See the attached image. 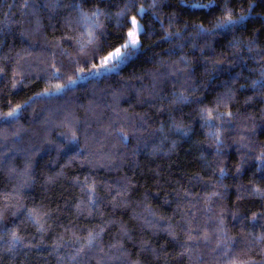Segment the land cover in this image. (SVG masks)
Masks as SVG:
<instances>
[{
	"label": "trees",
	"instance_id": "16d2710c",
	"mask_svg": "<svg viewBox=\"0 0 264 264\" xmlns=\"http://www.w3.org/2000/svg\"><path fill=\"white\" fill-rule=\"evenodd\" d=\"M0 264H264V0H0Z\"/></svg>",
	"mask_w": 264,
	"mask_h": 264
},
{
	"label": "rangeland",
	"instance_id": "374dc122",
	"mask_svg": "<svg viewBox=\"0 0 264 264\" xmlns=\"http://www.w3.org/2000/svg\"><path fill=\"white\" fill-rule=\"evenodd\" d=\"M139 12L142 13V9H140ZM133 18L136 20L137 27L139 29V31L137 33V42H138V46H139V43H140L139 33L142 30V24L137 19L136 16H133L131 18V28L129 29V31H131L132 28H133V25H132ZM128 43H129V37H128V34H127V39H126V41H125V43L123 45H121L120 47H118L117 49H115L114 51H112L111 53H109L108 55H106L105 58L103 59V62L101 64L93 67L90 70H86V71L81 72L79 74V77L78 78L79 79H82V80H85V79L90 78V77L100 76V75H102V74H104L106 72H111V71L118 70L123 64L126 63V61L131 56H133V53H131L130 50H129L130 47L129 48H125L124 47ZM117 50H119V52H120V59L119 60H108L107 63H105V61L107 60V58L109 56H111L113 53H116ZM71 84H72V82H71Z\"/></svg>",
	"mask_w": 264,
	"mask_h": 264
},
{
	"label": "snow or ice",
	"instance_id": "6c2138e0",
	"mask_svg": "<svg viewBox=\"0 0 264 264\" xmlns=\"http://www.w3.org/2000/svg\"><path fill=\"white\" fill-rule=\"evenodd\" d=\"M229 23H230V21H229ZM132 25H133L132 30L128 32L129 43L124 46L125 48H129V47L136 48L138 46L137 33H138L139 29L137 27V22L134 18L132 20ZM119 59H120V52H119V50H117L116 53H113L111 56H109L107 58L105 63H107L108 60H119Z\"/></svg>",
	"mask_w": 264,
	"mask_h": 264
}]
</instances>
